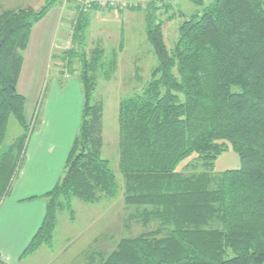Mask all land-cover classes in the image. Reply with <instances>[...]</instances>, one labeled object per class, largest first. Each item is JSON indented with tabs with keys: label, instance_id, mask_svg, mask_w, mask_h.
Wrapping results in <instances>:
<instances>
[{
	"label": "trees",
	"instance_id": "1",
	"mask_svg": "<svg viewBox=\"0 0 264 264\" xmlns=\"http://www.w3.org/2000/svg\"><path fill=\"white\" fill-rule=\"evenodd\" d=\"M59 1L45 0L38 10L0 12V147L10 118L21 129L0 153V202L40 124L38 119L30 126L17 90L22 53L33 26ZM173 1L144 0L145 37L156 66L150 80L118 104L126 219L154 228L119 239L109 253L88 251L84 259L86 264H264V0H212L184 19L168 50L159 18L162 11L172 12ZM188 1L203 6V0ZM89 10L99 8L80 9L74 48L63 53L81 64L78 133L62 177L41 196L44 214L19 260L50 244L56 214L70 213L72 198L99 204L117 194L115 175L100 152L103 114L93 94L97 77L109 81L116 71L123 43L120 39L109 54L99 44L86 53ZM228 149L238 155L240 167L215 173L216 159Z\"/></svg>",
	"mask_w": 264,
	"mask_h": 264
},
{
	"label": "rangeland",
	"instance_id": "2",
	"mask_svg": "<svg viewBox=\"0 0 264 264\" xmlns=\"http://www.w3.org/2000/svg\"><path fill=\"white\" fill-rule=\"evenodd\" d=\"M82 2L83 0H60L43 20L33 26L30 43L28 42V47L22 53L24 67L19 84L17 83V90L24 96L26 106L34 103L35 100L30 101L31 96L38 95L36 104L29 113V118L27 117L30 126L38 119L41 123V117L45 115V122L52 126L51 130L57 131L61 149L57 153L56 164L62 161V144L72 143L77 135L81 118V64L77 57L64 59L63 53L74 48L73 25L80 9L85 8ZM211 2L212 0H203V6H197L188 0L173 1L171 13L174 15L169 21L166 19L171 13L162 11L159 19L163 22L162 32L168 50L173 48L178 36V27L184 19L201 13L203 7ZM44 3L45 0H0V12L18 7L38 10ZM127 3L129 4L126 8L89 10L84 49L88 53L99 44V47L109 54L112 50H118L120 39L123 43L122 51L117 54L116 71L109 81L98 76L93 94V99L101 104L103 114L100 152L102 158L108 160L115 175L118 186L116 197H103L99 204H87L72 198L71 212L62 210L56 214L50 244L41 246L34 254L24 258L22 264H86L84 254L88 251L109 253L119 239L133 238L154 228V224L144 228L133 221H127L121 197L122 177L118 169V104L123 97L138 91L149 81L151 70L156 66V58L145 37L144 0H128ZM107 57L109 56L106 55L105 58ZM67 62H70L71 66L67 65ZM26 114L25 110V116ZM20 133L18 124L10 118L0 153L5 152ZM63 156L64 161L65 155ZM189 162L194 163L192 160ZM240 165L238 155L228 149L218 156L213 171L219 173L237 169ZM183 167V163L178 167L180 172ZM2 202L3 200L0 207ZM34 209L31 212L34 213Z\"/></svg>",
	"mask_w": 264,
	"mask_h": 264
},
{
	"label": "crops",
	"instance_id": "3",
	"mask_svg": "<svg viewBox=\"0 0 264 264\" xmlns=\"http://www.w3.org/2000/svg\"><path fill=\"white\" fill-rule=\"evenodd\" d=\"M49 61H51V53ZM23 67L24 65L18 82ZM37 98L38 95L31 96L30 101H36ZM26 101L29 100L26 99ZM35 101L31 105H25L26 119L36 104ZM44 116L41 117V123L29 137L22 168L12 184L10 195L8 194L9 198L6 197L8 199L5 198L0 207V264H22L19 256L35 233L44 214L45 202L40 201L39 198L62 177L64 164L72 145L71 142L62 144V161L63 155H65V160L56 164V156L61 149V143L57 138V131L51 130L52 126L45 122ZM32 209L34 213L31 212Z\"/></svg>",
	"mask_w": 264,
	"mask_h": 264
},
{
	"label": "built area",
	"instance_id": "4",
	"mask_svg": "<svg viewBox=\"0 0 264 264\" xmlns=\"http://www.w3.org/2000/svg\"><path fill=\"white\" fill-rule=\"evenodd\" d=\"M128 0H83L82 6H96L99 9H114L116 7L126 8Z\"/></svg>",
	"mask_w": 264,
	"mask_h": 264
}]
</instances>
